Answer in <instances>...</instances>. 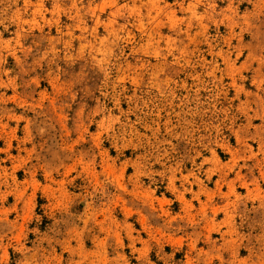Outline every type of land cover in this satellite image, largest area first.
<instances>
[{
	"label": "rangeland",
	"instance_id": "374dc122",
	"mask_svg": "<svg viewBox=\"0 0 264 264\" xmlns=\"http://www.w3.org/2000/svg\"><path fill=\"white\" fill-rule=\"evenodd\" d=\"M0 264H264V0H0Z\"/></svg>",
	"mask_w": 264,
	"mask_h": 264
}]
</instances>
